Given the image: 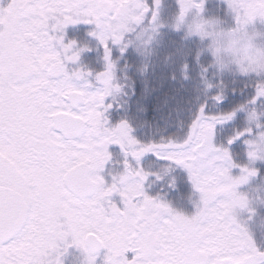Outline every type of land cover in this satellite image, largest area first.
Masks as SVG:
<instances>
[{"label": "snow or ice", "instance_id": "6c2138e0", "mask_svg": "<svg viewBox=\"0 0 264 264\" xmlns=\"http://www.w3.org/2000/svg\"><path fill=\"white\" fill-rule=\"evenodd\" d=\"M226 4L237 26L264 20V0ZM160 5L0 0V264H64L72 247L81 264H264V72L245 75L253 94L230 111L202 103L180 141L142 142L126 120L106 117L107 99L122 90L112 46L123 53L140 28L156 25ZM78 24L93 26L104 70L79 64L89 49L66 39ZM210 99L223 103V88ZM240 112L244 126L227 131ZM147 154L168 163L152 171ZM173 165L198 193L192 215L147 191Z\"/></svg>", "mask_w": 264, "mask_h": 264}, {"label": "trees", "instance_id": "16d2710c", "mask_svg": "<svg viewBox=\"0 0 264 264\" xmlns=\"http://www.w3.org/2000/svg\"><path fill=\"white\" fill-rule=\"evenodd\" d=\"M220 4H214L209 15L219 16L227 26L229 16L225 9L219 10ZM219 11V12H218ZM178 13L175 0H164L162 16L171 23ZM165 41L160 48L150 75L146 79L134 82V92L124 98L126 114L132 119L135 127L142 134L170 137L175 133L176 126L186 123L193 111L203 102H214L210 99L212 91L205 90L204 80L210 81L204 69L206 64L198 63L196 52L191 54L188 47H183L180 35L172 31L165 33ZM238 84L225 91L223 111H230L239 104L245 103L253 94L251 82ZM215 85V84H214ZM245 114L240 112L233 122L226 125L227 131L244 126ZM242 148V147H241ZM264 176V164H258Z\"/></svg>", "mask_w": 264, "mask_h": 264}, {"label": "clouds", "instance_id": "9594fccd", "mask_svg": "<svg viewBox=\"0 0 264 264\" xmlns=\"http://www.w3.org/2000/svg\"><path fill=\"white\" fill-rule=\"evenodd\" d=\"M196 3L197 0H183V16L179 11L170 27L176 31L182 30L186 40L198 38L197 60L203 53H208L212 58L208 67L215 69L218 76L224 73L245 76L250 72H264V31L254 27L249 30V26L254 25L257 20L261 24H264V20L257 17L254 21L228 27L219 16H205V7L199 9L195 6ZM159 25V18L154 26L144 25L130 41V45L141 56L147 58L151 55V44L158 35ZM153 27L157 30L153 31ZM209 83L211 82L204 80L205 90Z\"/></svg>", "mask_w": 264, "mask_h": 264}, {"label": "rangeland", "instance_id": "374dc122", "mask_svg": "<svg viewBox=\"0 0 264 264\" xmlns=\"http://www.w3.org/2000/svg\"><path fill=\"white\" fill-rule=\"evenodd\" d=\"M148 3L151 4L152 3V0H148ZM214 4H220V13H221V10L222 9H225V11L227 12L228 16H229V19H228V23H227V26L228 27H231V26H235V20H234V14L231 13L228 8H227V4H226V0H205V11H204V15L205 16H208V12H211V8L213 9V5ZM175 5L177 6V9H178V12H179V4H178V0H175ZM163 7H164V0H161V5L159 7V21H160V24H161V27L158 29V35L155 39V41L152 42L151 44V49H152V52H151V55L147 58L141 56L137 51L136 49L133 47V46H129L123 53H121L120 49L118 46H112V49L115 48V51L118 55L120 56H123L124 54L128 53L130 55H133L135 57V59L140 63L142 64L144 61L146 60H155L156 57L155 55L158 54V52L160 51V48H162V45L164 44V41H165V33L166 31L169 32H173L175 34H178L180 35V38L182 39V45L183 47H188L190 49V52L191 54H193L194 52H197V48H198V45H199V41H198V38L197 37H192L190 39H184L183 36H184V33L183 31H176L174 29H172L170 27V24L172 23H168L169 21H165L164 18L160 15V12L163 11ZM219 12V11H218ZM215 15V14H214ZM256 28L260 31H264V24H261L258 20L254 23V25H251L249 26V30L251 31L252 28ZM103 55H104V52H103ZM112 59L113 61L115 62V64L117 65V60H116V55L112 53ZM211 56L208 54V53H203L200 57H199V60H196L195 63L198 61L203 63V64H206V69L207 71H205L207 74L211 71V74L209 75V78H210V81L211 83L214 85H219V87H213L212 89H210V92L212 91V94H215L220 88H223L224 92L226 91V89H229V88H232L238 84H246L248 82H251V77H245V76H241V75H233V74H230V73H224L222 75H217L215 73V69L213 68H210L208 67V65L210 64L211 62ZM134 69V68H133ZM132 69V72L134 71L137 75H140L139 73V69H136V70H133ZM141 74L142 71H141ZM221 81H222V84H221ZM121 86H122V90L121 92L117 93L114 95L113 99H116L118 97H121V100L123 99V97L125 96V94L131 90V85L128 83V82H124V83H119ZM115 100V101H116ZM225 99L223 101V103L219 104V105H216L214 103L213 106H210L211 105V102H209V105H208V108L207 110L210 111V112H217V111H223V104H225ZM205 103V102H203ZM198 111V108H196V110L193 111L192 115L188 118V120L186 121V123H181L180 125L176 126L175 128V133L173 135H171L170 137H166V136H160V135H156V136H151V137H148L146 135V138L147 139H144V140H140L142 142H150V141H154V142H159L161 139H175L177 141H180L184 138V136L186 135L187 133V130H188V126L189 124L191 123V120L194 118V115L197 113ZM153 139V140H149V139ZM240 147H242V145H240ZM116 148V147H115ZM168 162H164V161H160V167L167 164ZM172 171L176 172L177 176H179V180H180V183L185 186L187 189H188V192L190 193L192 199V207L190 210H182L180 208H174L178 211H181L183 212L184 214L186 215H192L195 213L196 211V203L198 201V193L195 192L194 188L192 187L191 185V182L190 180L188 179V176H187V172L186 170L180 168L179 166H172ZM260 181L259 180H254L253 181V184L256 185V184H259ZM258 213H259V216L257 217V219H259L260 217H264V207H260L258 209ZM253 231L255 233V236H256V239L258 240V242L261 240V236H260V232L255 228V226H253ZM80 251L74 247L70 248L68 250V252L65 254V256L63 257V260H64V264H81L82 260H83V257L82 256H78L76 257L75 254H78ZM75 256V258H74Z\"/></svg>", "mask_w": 264, "mask_h": 264}, {"label": "flooded vegetation", "instance_id": "af4514ba", "mask_svg": "<svg viewBox=\"0 0 264 264\" xmlns=\"http://www.w3.org/2000/svg\"><path fill=\"white\" fill-rule=\"evenodd\" d=\"M92 29L93 26L91 25H69L66 29V39H74L80 46H87L89 50L81 54L79 64L85 69L91 70L93 73H95L104 70L105 61L103 59V47L94 37L88 35ZM112 53L116 55L117 60L115 69L117 82H128L132 88L125 94L122 100V96L118 97L117 100L113 99V97L107 99L106 102L112 103L113 107L106 113V117L110 121L111 125H115L121 120H126L133 128V136H135L138 140L147 139L146 135L139 132V130L133 124L132 119L128 114H126V112H128L129 105L128 109H126L127 103L124 101V98H126L127 95L129 96V94L134 92L135 87L133 83L141 78V74L137 75L134 71L132 72L133 68V70L138 69V61L133 55L128 53L124 54L123 56L118 55L115 51V48L112 49ZM149 140L153 139L150 138ZM112 150L114 158L118 159L120 157L118 148L113 146ZM142 163H144L145 167H149L152 171H158L160 168V161H156L152 154H147L143 158ZM173 177L175 178V185L173 187H169V181ZM147 191L150 195H158L162 197V199L169 203L173 208L178 207L182 210H190L192 207L191 199L193 196L191 197L188 189L180 183L179 176H177L176 172L174 171H171V173L166 176L164 180L151 183V186L147 189ZM75 256H82V254L79 252L78 254H75Z\"/></svg>", "mask_w": 264, "mask_h": 264}]
</instances>
